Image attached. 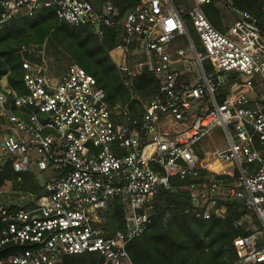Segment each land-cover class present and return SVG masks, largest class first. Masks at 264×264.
I'll return each mask as SVG.
<instances>
[{
  "label": "built area",
  "instance_id": "2783aa9c",
  "mask_svg": "<svg viewBox=\"0 0 264 264\" xmlns=\"http://www.w3.org/2000/svg\"><path fill=\"white\" fill-rule=\"evenodd\" d=\"M211 2L234 14L224 29L206 14ZM41 6L100 37L117 29L112 55L130 99L111 104L78 63L56 74L25 59L22 91L0 78V169L40 183L0 189L16 194L0 202V264H65L84 252L104 259L92 264H136L130 243L175 177L197 218L225 219L236 202L255 215L233 240L236 264H264V4L257 15L236 0H138L124 12L112 1L0 0V24ZM216 127L225 148L209 145ZM116 199L126 220L111 231Z\"/></svg>",
  "mask_w": 264,
  "mask_h": 264
},
{
  "label": "trees",
  "instance_id": "16d2710c",
  "mask_svg": "<svg viewBox=\"0 0 264 264\" xmlns=\"http://www.w3.org/2000/svg\"><path fill=\"white\" fill-rule=\"evenodd\" d=\"M112 1L121 11L133 7L138 0H93L96 6ZM237 5L254 14H262L264 0H236ZM212 23L224 29L223 13L215 3L204 4ZM192 36L196 38L193 29ZM47 46L53 53L68 54L87 71L96 76L105 88L111 104L126 101L129 92L124 87L118 66L110 51L119 43L117 29H108L103 37L84 25H75L62 20L54 7L41 6L33 15H19L10 22L0 24V78L8 74L12 87L23 90V59H37L28 51L23 54V45L37 43ZM154 82L139 81V90L152 91ZM22 175V180L18 177ZM12 188L36 190L40 183L29 172H15L10 165L0 169V189L6 183ZM173 188L162 189L151 210L152 221L144 233L130 243V251L136 264H235L237 256L234 238L252 232L250 225H238L242 214L248 212L236 202L230 205L225 219H201L193 216L190 192L186 180L172 179ZM109 227L111 231L125 226V209L116 199ZM255 219L256 216L254 215ZM5 222L0 221V232ZM5 251H0V257ZM104 259L95 252L70 254L65 264H92Z\"/></svg>",
  "mask_w": 264,
  "mask_h": 264
},
{
  "label": "rangeland",
  "instance_id": "374dc122",
  "mask_svg": "<svg viewBox=\"0 0 264 264\" xmlns=\"http://www.w3.org/2000/svg\"><path fill=\"white\" fill-rule=\"evenodd\" d=\"M222 8L224 7H221V10H223ZM233 19H234V14L232 12L230 11L224 12L223 17H222L224 26L225 24H229L230 22H232ZM26 51H28L30 54H33L37 59H31L28 57H24L23 61L25 59H28V60L43 63L44 65L49 67L51 71H53L56 74H61L64 71H66L70 67V65L78 63L77 61L72 60L68 54L61 53L60 55H57L53 53V51L47 46V40L44 42L42 46L37 43H32L30 45H23V47L21 48V52L25 54ZM110 53L113 58L112 50L110 51ZM150 92L151 91H148V90H139L138 95L142 99L146 100L149 97ZM129 99H130V94H129V98L126 101H128ZM126 101H117V102L125 103ZM140 107L141 106L137 104V108H140ZM207 140L209 142V145L212 147H216V148L227 147L226 137L221 127H216L215 129H213L210 132V134L207 136ZM6 187H10V185L9 186L7 185ZM2 188L5 189V186H3ZM6 196L8 200L16 199V194L14 192L7 193L4 190L0 194V202L5 203ZM193 216L195 215L193 214ZM255 222L256 221L254 220V217L249 212L248 213L246 212L241 215V218L238 219L237 224L238 225H250L252 227L255 224ZM236 261H237V256L235 259V264H236Z\"/></svg>",
  "mask_w": 264,
  "mask_h": 264
}]
</instances>
